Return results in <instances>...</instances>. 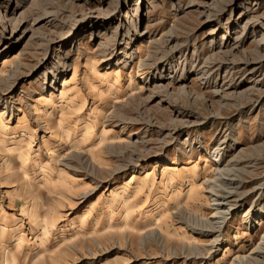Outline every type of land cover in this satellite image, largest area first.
<instances>
[{"label": "rangeland", "instance_id": "rangeland-1", "mask_svg": "<svg viewBox=\"0 0 264 264\" xmlns=\"http://www.w3.org/2000/svg\"><path fill=\"white\" fill-rule=\"evenodd\" d=\"M229 3L0 0V75L25 50L21 78L0 76V264H233L258 245L264 217L249 222L240 208L227 217L218 247L210 249L212 234L190 228L192 218L205 222L215 212L208 190L216 149L221 162L239 161L241 173L228 177L241 181L242 192L263 183L245 203H264V66L250 100L237 93L250 84L228 88L242 77V62L264 56L256 43L264 35V0ZM15 6L28 18L38 7L52 10L65 28L36 25L26 31L31 40L16 46L23 27L12 35L2 21ZM115 9L116 21L79 29L44 50L47 37L68 32L82 16ZM246 20L254 24L244 30ZM235 34H246L238 51L214 55L210 41ZM119 36L126 40L115 48ZM166 39L177 50L171 61L184 71L164 81L165 91L153 86L157 69L147 60ZM126 51L135 53L124 65L117 58ZM64 63L53 87L42 86L47 70ZM14 147L27 153L24 165ZM193 247L203 257L191 256ZM252 259L246 264H264Z\"/></svg>", "mask_w": 264, "mask_h": 264}, {"label": "bare ground", "instance_id": "bare-ground-1", "mask_svg": "<svg viewBox=\"0 0 264 264\" xmlns=\"http://www.w3.org/2000/svg\"><path fill=\"white\" fill-rule=\"evenodd\" d=\"M236 1L237 0H230V3L228 5L231 6ZM117 5L118 6L123 5L122 1L118 2ZM37 9H38L37 11H39L40 13L37 14L33 18H28V16L23 15L25 10H24V12L21 13L18 11L17 6H15L14 8L11 9V13H10L11 16H13V17L2 20L3 22H8V24H10L12 26L11 27L12 28L11 33H10L12 35L14 34V32L16 30H19L21 27H23L22 30L20 31L21 32L20 35L16 38L14 45L20 46L22 43L24 45L28 42V40H31V38L33 37V34L29 33L30 35L28 36V40H26L27 39L26 38V35H27L26 31L31 30L32 27L35 28L36 25H40V26L45 25L46 26L47 24H50L54 28H56V27H59V28L61 27V29L65 28L62 25L63 23H61V22L57 23L56 22V20H57V13L56 12H53L52 10L48 11V9L45 10V8L41 9L39 7ZM118 14H119V11L116 9L112 10L111 12H107V13L91 12L89 14L82 16L80 19L76 20L75 23L73 24V26L71 27V29L66 33L60 32L59 34L57 33L56 35H54L52 37L51 36L47 37V39H45L46 36L39 33L40 35H38L36 37L38 39H41V40L45 39L46 45H45L44 50L46 51L47 48L51 49L53 46L55 47L58 44H62L64 42H66L73 35H75L77 30H79V29H84L85 27L89 26L90 28H88V29L91 31V29H92L91 27L97 23L104 25V23H106V22L116 21ZM16 16H18V17H16ZM207 21H210V20H207ZM253 24H254L253 21L246 20L244 30H247L250 27L252 28ZM122 26H123V24L120 23L119 26H116L114 29H116V30H117V28L121 29ZM215 30H216V28H212L210 30V33L214 34ZM136 35L143 37L146 35V33L144 34L143 32H140V34H139L138 32H136ZM245 37H246V34H244L242 36L235 34L234 37H230V38L228 37V38H226L225 41H223V37H221L218 41L217 40L216 41L214 40V42L210 41V45L217 49V51L214 52V55L223 56L224 58L225 57H231V55L233 53L238 51V49H239L240 45L242 44ZM117 40H120V41L116 42L115 48H117V47L119 48L122 45V42H124L126 39H125V36L124 37L119 36ZM169 41L170 40H167V39L165 40V42H166L165 46H163L160 42L157 43L159 45L161 51L157 50L156 52L153 53V55L150 58L148 57L149 59L147 60V61H150V60L153 61V67L157 69V71L153 74V76H151V79L149 78L150 80L154 81L153 86L160 85L163 87V90H165V91L167 90V87L165 84H163L164 81L169 79V78L174 80L177 77L178 73H182V71H184V68L177 67V65L174 64V63H177V64L181 63V62H178L179 60H177V62H175L173 60L171 61V57L173 56V54L177 50H173V45L168 47ZM149 42H153V40H150ZM125 43H127V42H125ZM256 43L258 45L263 46L264 45V35H262V37ZM42 45H44V44L42 43ZM169 50H171L169 53L166 52ZM0 51H1V49H0ZM24 51L25 50H23V48H22V50L19 51V53L15 56V61L13 62L15 68L9 69L6 74L0 75V76H3V75L7 76L8 77L7 80H9L8 82L21 78V76H19L20 74L18 72V68H19V66H21L20 65L21 64L20 58H21V56H23ZM161 52H165V53H161ZM134 53L135 52H133V51L130 53H127V51H126L125 53L120 54V56L117 59L121 60V63H123L125 65L127 63L126 61L128 59H130L131 57L133 58ZM114 57H115V54L110 52L109 54L106 55L105 58H106V61L109 62ZM180 57H179V59H180ZM232 58H234V57H232ZM147 61L145 63H147ZM241 64H243V72L241 74L242 77L237 79L236 82H234L233 84H230L228 88L231 89L233 92H236L243 84H245V83L250 84L249 87L237 92L240 96H243V97L245 96V97L249 98L253 94H256L254 92V90L258 89L259 82H260V78H259L260 74L259 73L261 72V68L264 66V56H256V57L254 56L252 59L246 60V61L242 62ZM11 66H13V65H11ZM215 68L216 67L214 66V64H212L211 66L210 65H206V66L204 65V71L203 70L202 71L203 72H205V71L212 72ZM227 68H229V66ZM67 69H68V65L66 63H64L63 66H60L58 64H56V65L54 64V66H51V69L47 70V73L44 74V77L42 79V86L48 85V82L50 81L51 83L49 82V84L51 87H53L52 84L57 81V77L59 76V73H63ZM74 70H75V68H74ZM145 70H146V68H145ZM200 76L205 77V73H203ZM244 76L245 77L249 76V79L247 82H244ZM65 79L64 78L62 79L63 84H65L67 82ZM10 89H11V87L8 89V91ZM260 95H259V93L257 94V99L255 100L256 104L258 103V100L260 99ZM155 97H156V94L152 93L148 97L147 103L149 104L150 102H152L155 99ZM249 100H250V98H249ZM6 103L7 102H4V104H6ZM143 107H145V103L140 104L139 110L143 109ZM86 130H89V126H86ZM0 150H1V145H0ZM216 150H215V152H213L210 155L215 158L214 161H215V164L217 165V169H216V173H215L216 177L213 180L217 184L213 183V185H211L209 187V190H208V193L211 194V196L213 197V200H214L213 205L215 206L214 207L215 212L211 216L212 219L207 220L205 222H202V219L201 220L197 219V217L192 218L193 224L190 226V228L193 230H197V228H199L202 231L204 230L207 233H210L213 235V241L211 243L212 246L210 247V249L218 247L221 244L219 237L222 234V229H223V226L226 222V219L236 209L240 208L241 213L242 214L244 213L245 218L249 222L250 221L254 222L255 219H257V218L261 219L264 217V203H262L258 208H256L252 204H246L245 203L248 196L250 195V193H252V192L262 193L261 191L263 189L262 188L263 183L261 182V183L257 184L254 188H252L248 192H246V191L242 192L240 190V188L242 187V185L240 184L241 181L235 179L234 177H231V178L228 177L231 175H234V176L238 175L240 168L237 167V163L239 161L233 159L232 161L230 160V162H226V163L223 161L221 162L220 157H219V159H216V158H218V156L220 154V151H218V149H216ZM14 151L18 154V156L21 160V164L24 165L25 164L24 160L26 159L27 153L23 150L22 147H14ZM221 156H222V154H221ZM168 169L170 170L171 168L169 167V168H167V170ZM240 173H241V171H240ZM190 255L195 257V258L203 257V255L197 251L196 247L191 248ZM249 256H250L251 262H253L252 258L257 259L258 257H260L259 262H263V259H264V234L262 235L261 240L259 241L258 245L255 246L254 248H252V250L249 254H247L245 256H240L236 260V262L233 264L250 263V261H248Z\"/></svg>", "mask_w": 264, "mask_h": 264}]
</instances>
